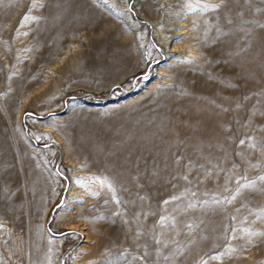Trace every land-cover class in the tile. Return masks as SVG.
<instances>
[{
	"label": "rangeland",
	"instance_id": "1",
	"mask_svg": "<svg viewBox=\"0 0 264 264\" xmlns=\"http://www.w3.org/2000/svg\"><path fill=\"white\" fill-rule=\"evenodd\" d=\"M31 5L0 0V264H264V239L242 231H264V192L224 201L264 175L239 144L264 141V0Z\"/></svg>",
	"mask_w": 264,
	"mask_h": 264
},
{
	"label": "snow or ice",
	"instance_id": "2",
	"mask_svg": "<svg viewBox=\"0 0 264 264\" xmlns=\"http://www.w3.org/2000/svg\"><path fill=\"white\" fill-rule=\"evenodd\" d=\"M106 2V0H105ZM245 2L247 3L248 0H245ZM228 3V0H221L220 4H215V3H208L207 0H195V3L192 2V0H186V7L190 10V11H197V9H199L200 12H208L209 10H211L214 13H217L220 11L221 8L226 7ZM32 7H36L38 6V0H32ZM257 12L261 11V9L257 8L256 9ZM237 15L242 16V13H237ZM37 19V17L35 16H29V15H25L24 17V23L22 24V26L26 25L27 22L29 20H35ZM226 22L228 24H232L233 20L231 18H225ZM246 23L248 24H252L253 21H247ZM255 24L261 28L264 29V23H259V21H256ZM243 30V29H242ZM23 35H27V33H24ZM185 63H193L194 60H187V61H183ZM262 96H264V93H261ZM262 103H264V101H261ZM239 107V105H238ZM264 114V113H261ZM247 143V148H249L252 151H256L259 150L261 152V155L264 156V141L261 142H256V138L255 137H248L247 142L244 139L239 140V144L240 145H246ZM253 168H257V167H261L260 164H252L251 165ZM184 180L188 179V176L185 175L183 176ZM241 180L245 181V183L241 184ZM101 186L104 187L106 186L110 191L114 192L115 189L112 185V183L108 182L107 180H100L99 181ZM259 182V185L258 183ZM237 185H239L235 192L228 196V197H224V201H226L227 203L231 204L233 203L237 197L241 194V189H245V190H255V191H260V192H264V175H258L255 179L249 180L247 176H241L239 180L236 181ZM83 186V185H82ZM187 191V190H186ZM225 191H229V189H227V187H225ZM93 195H98V193H93ZM192 196H195V193H191ZM141 199H143V197H141ZM181 197L179 195H174L173 197H171V200H165L164 203L165 204H169L172 201H177L180 200ZM212 200L215 204H221L222 201L220 199H217L215 196L212 197ZM116 203H120V201L117 199ZM195 207H197L196 204L192 203L191 201H189L186 205V208L184 209V211H187L188 209H194ZM255 217L260 220L261 222H264V208H261L259 211L254 213ZM233 219H236V217H233ZM170 221L171 223V227L175 230L176 229V225H177V220L176 217L174 216H161L158 223L161 226L160 229V234L164 235V229H166L169 224L168 222ZM187 228L191 229L193 227L192 224H187L186 225ZM3 225H0V228H2ZM243 234L246 237H255V238H260V239H264V231H258V230H254L252 228H244L243 230ZM64 235L66 236H72V235H78V233L75 232H68L65 233ZM138 237L139 235H141L140 233L137 234ZM233 240L237 239V235L234 232L232 234L231 237ZM153 239L156 245H159L161 248H167L168 247V241L165 240H161L158 239L155 235V232L153 233ZM249 243H251L252 241L249 240ZM171 243L176 244L177 241L172 240ZM156 253H159V249L155 250ZM169 251H171V249L169 248ZM178 251V249H177ZM237 251V249L232 246L229 247L228 250L226 252L220 253L217 256H213L211 257L212 259H221L224 255H229L231 256L232 254H234ZM149 254L145 253L144 256H141L140 259H145ZM164 260H169L170 257H168L167 255L163 256ZM200 264H208V262L206 260H201Z\"/></svg>",
	"mask_w": 264,
	"mask_h": 264
},
{
	"label": "bare ground",
	"instance_id": "3",
	"mask_svg": "<svg viewBox=\"0 0 264 264\" xmlns=\"http://www.w3.org/2000/svg\"><path fill=\"white\" fill-rule=\"evenodd\" d=\"M187 28V27H186ZM182 32V31H181ZM185 33V32H184ZM188 34V33H187ZM179 38H181L180 40H183L184 42H186V41H189L190 39H192V37H190L189 35H184L183 34V36H181V37H179ZM191 43V42H190ZM176 45V44H175ZM178 46V45H177ZM171 50H175L176 49V47L175 46H173V47H171L170 48ZM189 49V48H188ZM192 50V49H191ZM193 53V52H192ZM194 56V55H193ZM37 167V166H36ZM96 182H98L99 183V181L98 180H95ZM42 186L44 187V188H47V183L46 182H43V184H42ZM82 188V187H81ZM72 189H74V187H72ZM74 204V203H73ZM85 240H87V238H85L84 239V241ZM85 244V242H83L82 243V245H84Z\"/></svg>",
	"mask_w": 264,
	"mask_h": 264
},
{
	"label": "water",
	"instance_id": "4",
	"mask_svg": "<svg viewBox=\"0 0 264 264\" xmlns=\"http://www.w3.org/2000/svg\"><path fill=\"white\" fill-rule=\"evenodd\" d=\"M50 218H51V216H50ZM64 262H65V256L62 258V264H64Z\"/></svg>",
	"mask_w": 264,
	"mask_h": 264
}]
</instances>
